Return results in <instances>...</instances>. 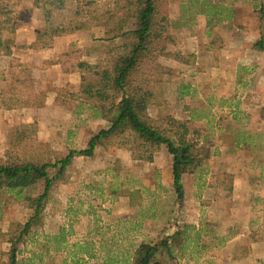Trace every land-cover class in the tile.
Returning a JSON list of instances; mask_svg holds the SVG:
<instances>
[{"label":"rangeland","instance_id":"1","mask_svg":"<svg viewBox=\"0 0 264 264\" xmlns=\"http://www.w3.org/2000/svg\"><path fill=\"white\" fill-rule=\"evenodd\" d=\"M35 1L13 0L19 25L13 53L0 56V162L54 163L108 129L110 103L101 109L81 95L87 71L80 64L92 77L130 42L103 26L47 35L48 21ZM133 1H101L92 9L122 14ZM157 1L172 38L167 52L194 55L195 62L142 63L139 80L150 72L161 80L148 116L194 119L199 143L213 153L208 165L184 176L182 209L174 202L172 157L163 146L152 163L134 160L128 147L108 145L92 158L76 157L63 174L51 169L53 189L18 246L19 264H131L125 211L131 199L146 209L152 204L151 212L158 204L165 213L146 220V231L133 238L135 247L144 237L155 243L171 236V252L163 249L158 264H264V52L253 51L260 31L251 15L259 0ZM61 13L58 24L66 27L73 17ZM25 130L33 142L16 147L14 134ZM43 189L40 182L28 193L37 198ZM32 216L21 195L0 188V263L8 260L11 236Z\"/></svg>","mask_w":264,"mask_h":264},{"label":"trees","instance_id":"2","mask_svg":"<svg viewBox=\"0 0 264 264\" xmlns=\"http://www.w3.org/2000/svg\"><path fill=\"white\" fill-rule=\"evenodd\" d=\"M107 0H36L38 7L44 10L48 21L47 35L61 36L68 30L89 29L91 26H103L113 38H127L130 42L111 53L110 67L95 72L92 77L86 65L87 75L82 77L81 95L89 100L103 104L110 103L106 110L110 127L99 131L81 150H71L67 156L54 163L36 161L0 162V188L4 192H14L22 197L33 209V216L27 223L19 226L17 234L10 239L11 246L7 253L8 260L0 264H19L18 246L29 233L35 220L42 216L43 210L53 189L54 178L50 170L57 169L63 174L76 157L92 158L98 147L116 145L128 147L134 160L154 162L155 149L164 147L172 157L171 177L174 190V202L182 204L185 198L183 178L187 174H195L205 168L213 153L205 143H199L202 131L197 128L195 120H178L173 116L163 120H153L148 116L152 104L158 103V77L151 74L145 81L139 80L137 74L146 60L155 62L161 58H171L186 64H194L195 56L167 52L165 42L172 41L169 36L166 18L161 16L157 0H134L130 10L120 14L113 9L95 10L92 7ZM74 6V10L70 8ZM88 8V9H86ZM71 12L72 21L66 27H60L61 12ZM254 18L264 32V0L255 6ZM131 19L134 20L131 22ZM131 22V26H129ZM13 0H0V56H11L14 41L11 37L18 30ZM68 31V32H69ZM45 33V34H46ZM255 47L264 51V33ZM91 67V66H90ZM154 70L161 66L153 65ZM95 68V67H92ZM160 76V73H159ZM151 83L153 84L151 86ZM117 99L119 102H117ZM102 106V107H101ZM106 109V108H105ZM264 126V125H263ZM260 136L263 137V134ZM15 146L30 144L31 133L16 131ZM149 147L145 151L142 147ZM229 182L233 176L226 174ZM44 183L43 192L33 198L29 190L39 183ZM224 183V181H219ZM171 236L166 235L159 241L141 242L133 254L132 264H158L157 259L163 249L171 252Z\"/></svg>","mask_w":264,"mask_h":264},{"label":"crops","instance_id":"3","mask_svg":"<svg viewBox=\"0 0 264 264\" xmlns=\"http://www.w3.org/2000/svg\"><path fill=\"white\" fill-rule=\"evenodd\" d=\"M254 10H255V7H253L252 13H251V15L253 14L252 15L253 18H254V14H255ZM258 30L260 31L259 37H258V40H259L261 35L264 32L261 29V27H259V26H258ZM258 40L254 43L255 45L257 44ZM254 44H253V46H255ZM253 51L258 53L256 47L253 48ZM263 52L264 51H262V53ZM244 70L242 68H240V74H239L240 76L239 77L242 78V76H243L242 74H244ZM131 195H132V197L136 196L134 192H131ZM136 200H137V198H136ZM151 206H152V204H151ZM151 206H149L147 209L145 206L140 207V206H138V203L136 201L133 202L132 199H131V203L130 204L128 203L125 206L127 209L125 211H127L129 213L128 215L131 216V254L132 255L135 253L136 248H137V246L134 247V241H133L134 239L133 238L136 239V237H138V236H135V235H140V234H142V232L144 233V231H146V229H145L146 228V220H148V219L151 220V219H156V218L160 220V219H162V216L165 215L163 210L159 209L158 204H155L154 208L152 207L153 212L150 211ZM179 206H181L179 208L182 209V205H179ZM120 212L121 211H116L115 214L117 215ZM150 223H151V221H149V224ZM146 238L148 239V237H144L142 242L146 241L147 240ZM262 248H264V244L260 246V249H262ZM132 260H133V257H131V264H132Z\"/></svg>","mask_w":264,"mask_h":264}]
</instances>
